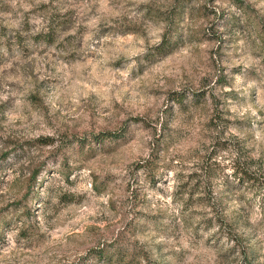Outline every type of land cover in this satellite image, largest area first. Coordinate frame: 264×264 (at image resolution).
Returning a JSON list of instances; mask_svg holds the SVG:
<instances>
[{"label": "rangeland", "instance_id": "rangeland-1", "mask_svg": "<svg viewBox=\"0 0 264 264\" xmlns=\"http://www.w3.org/2000/svg\"><path fill=\"white\" fill-rule=\"evenodd\" d=\"M169 2L0 0V264H117L137 245L149 264H264V187L251 183L264 175V0H189L176 46L139 60L162 28L144 7ZM49 12L53 41L37 34ZM38 135L52 142L27 143ZM219 210L236 242L209 223Z\"/></svg>", "mask_w": 264, "mask_h": 264}, {"label": "trees", "instance_id": "trees-1", "mask_svg": "<svg viewBox=\"0 0 264 264\" xmlns=\"http://www.w3.org/2000/svg\"><path fill=\"white\" fill-rule=\"evenodd\" d=\"M189 0H170L167 7L164 9H161L159 7L149 6L146 5L144 7V12L148 13L149 15H154L157 18H159L162 21V28L160 30L158 38L151 42L150 44L146 45L145 48L137 55V58L139 60H145L149 61L156 56L165 54L169 52L171 49H173L177 44V33H178V19L180 18L182 14L183 6L188 2ZM238 8L244 9L246 7V4L242 2V0H231ZM44 24L43 26L38 30L37 34L41 35L44 40L47 41H53L55 39L54 30L58 22H61L62 19H55L53 14L49 12L47 16H44ZM258 45L263 50L264 54V33H260L258 36ZM176 93L173 94V99L177 102L184 101V93H177L178 91H175ZM198 90L197 89H190L188 92L189 99L191 101H196L198 96ZM163 121H161L160 125H163ZM123 128L121 130H109V129H99L96 131H88L87 135L85 134H78L73 137L72 140L77 141L79 144L82 143L84 139L88 140H94L97 143L101 142L103 139L108 137H116L123 133ZM153 135V134H152ZM33 140L37 141L38 143H51L52 142V136L50 135H38L30 139L27 143L32 142ZM150 146L149 155L144 157L142 161H139L137 163V166L144 167V169H147L149 164L151 163V160L155 156L156 149L158 147V141L159 140H152ZM152 152V153H151ZM151 154V155H150ZM62 162V160H59V168L58 171L60 174H63L66 176L68 169H63L62 165L65 166ZM39 165V166H38ZM35 166V168L30 170V173L25 176L26 186L31 188V185L35 183L36 181V174L38 173L40 169V164ZM231 172L233 175H235L237 178L248 180L249 178H252V172L247 168V166L240 167L239 169L235 166L232 168ZM237 173V174H236ZM255 179V178H253ZM251 183L256 184L255 187L260 190V188L264 187V175L258 179L256 177V180H252ZM94 187L95 184H93ZM32 192V191H31ZM34 192V191H33ZM7 213L6 210H0V218L5 217V214ZM207 219L209 220L210 224H214V227L216 230H219L226 238L232 239L236 242L237 240V233L233 229L230 221H227L221 211L219 212H213V214H210ZM134 221V220H133ZM134 223V222H133ZM131 223V225H133ZM95 248H92L91 246L88 247L91 251L92 255L96 256H103V255H109L107 253V249H105L102 246L95 245L93 246ZM240 248L242 249V255L245 257L244 254V246L240 244ZM116 259L117 264H149V258L147 256V251L145 248H143L141 245H137V248L128 250V251H116ZM248 262V258H245L244 263Z\"/></svg>", "mask_w": 264, "mask_h": 264}]
</instances>
